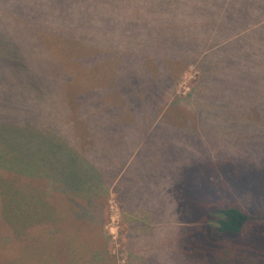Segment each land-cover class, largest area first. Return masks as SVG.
I'll list each match as a JSON object with an SVG mask.
<instances>
[{"label": "rangeland", "instance_id": "obj_1", "mask_svg": "<svg viewBox=\"0 0 264 264\" xmlns=\"http://www.w3.org/2000/svg\"><path fill=\"white\" fill-rule=\"evenodd\" d=\"M220 1L225 27L238 5ZM211 2L0 0V44L29 50L0 53V264H215L206 208L258 217L264 25L213 38L237 67L203 89L223 100L204 118L193 93L206 54L189 57L211 46ZM69 152L107 187L54 180Z\"/></svg>", "mask_w": 264, "mask_h": 264}, {"label": "trees", "instance_id": "obj_2", "mask_svg": "<svg viewBox=\"0 0 264 264\" xmlns=\"http://www.w3.org/2000/svg\"><path fill=\"white\" fill-rule=\"evenodd\" d=\"M154 1L157 2V0ZM211 1V7H213V9H219V15L213 21L216 27L206 36V43L203 44L202 47H206L210 41L212 42L210 44L211 46L208 51L204 52V49L196 48L194 51L195 54L193 53L189 57V59H193L199 54H206V56L201 58V63L205 66L199 77V87L201 90H193V95L195 96V101L197 100L200 102L201 115L204 116V118L206 117L209 119L217 117L215 115V117L212 116L210 111L218 106L221 107L223 100H221L220 97L221 93L217 92L215 89L214 91L211 90L208 92V96H204L202 94L203 89L204 91H209L210 89L205 90L206 86L211 85L210 82L213 84L215 78L221 75L220 72L223 74L229 71L232 67H237V63L229 59H225V57H221L220 61L215 55H212L211 50L213 47L221 44L216 43L213 45V38L220 40L232 37L233 35L234 37H237L247 31L255 29L258 30L264 25V5H259L258 0H237L238 8L234 11V17H232L229 23L225 24V27L221 25H224L222 21V13L226 7H224L223 2L220 0ZM250 1H252L251 4H249ZM258 20L260 22H258ZM217 28L227 31V35L219 37L220 29ZM228 30H230V34H228ZM1 48L7 49V53L3 58L11 60H17L21 57L27 58L29 52V50H27L26 53V49L18 45L0 44V53L3 52ZM23 48L24 50H22ZM25 62L26 64L24 66V70L21 72L28 73V67L32 66V62H28L27 60ZM210 62L211 65L212 62L215 63H213V67L211 69H207L206 67L208 66H206V64H210ZM212 87L214 88V85H212ZM0 130H2V127H0ZM69 155L71 159L75 160L70 162V168L67 166V161L64 163L63 160H60L54 163L57 165V169L54 168L52 172L54 180L58 181L60 178H63L59 175V171H62L66 173L67 177L71 174L76 187H79L80 189L83 188V191L89 192L95 183L100 185L103 184L104 187H107V181L102 179L103 177L101 172L99 171V173H97L98 171L96 167L88 162L86 157H83L80 161L74 154L71 155L69 152ZM76 166H78L79 169L82 167L84 169L79 173L77 169H74ZM65 183L67 185L68 182L65 181ZM205 213L206 221L212 224L211 226H208L209 232L206 231L205 234L207 237L208 233V236L210 235L209 239L211 237V240L215 242V264H264V202L262 203V206L257 214L258 217L256 218L242 211V209L238 206L218 205L214 207L210 205L206 208Z\"/></svg>", "mask_w": 264, "mask_h": 264}]
</instances>
